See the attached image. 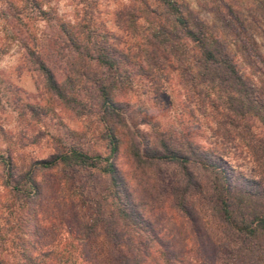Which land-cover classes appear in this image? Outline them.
<instances>
[{
  "label": "trees",
  "instance_id": "trees-1",
  "mask_svg": "<svg viewBox=\"0 0 264 264\" xmlns=\"http://www.w3.org/2000/svg\"><path fill=\"white\" fill-rule=\"evenodd\" d=\"M20 1L23 7H13L12 13L20 26V15L28 6L41 15L47 14L39 0ZM89 23L90 18L84 15L76 25L59 22L58 29L63 36L61 42L71 49L68 54L75 60L77 57L84 60L85 69L80 75L95 85L108 154H89L71 146L25 166L9 153L0 154L1 178L4 188L23 202L21 208L40 197L36 174L41 170L58 166L90 168L107 175L108 186L101 198L92 199L90 222L78 224L75 230L66 229L72 241L60 248L67 254L65 257L59 256L54 246L42 244V234L35 229L20 238L19 263L140 264L141 259L125 256L121 251L125 244L132 247L140 241L142 257H150L152 249H156L160 259L154 264H176L182 255L177 258L171 255L172 251L146 213L148 208L156 210L159 203L171 199L174 208L190 218L194 215L193 208L197 207L206 215L207 220L202 216L206 224H218L216 255L206 264H264V186L261 182L247 179L252 187H260L258 191H251L230 181L227 170L214 153L199 150L198 144L185 133L158 130L153 123V136L137 139L136 132L125 123L124 103L116 98L117 89L125 81H131L135 73L144 74L160 85L161 79L174 73L189 98L196 96L200 107L205 111L210 108L217 117L216 130L227 138L233 135L248 139L257 163L264 169V139L254 142L250 133L255 120L264 127V82L258 84L241 69L225 39L213 32L184 0H128L119 7L114 13V23L133 40L122 50L110 41L109 34L101 35ZM34 45V42L25 43L26 56L41 75L45 87L65 104L78 102L67 96L65 84L57 82L47 59ZM249 47L254 51V46ZM255 54L261 64L258 69L264 73V56ZM92 61L97 69L89 68ZM70 69L73 72V66ZM65 82L72 84L69 80ZM122 144L132 161L134 187L128 184L115 160ZM162 164L177 170L166 178L160 169ZM152 167L156 169L151 171ZM196 170L208 173L209 179L202 182ZM194 196L196 201L189 204ZM63 199L74 204L71 196ZM47 219L52 220L44 217L45 222ZM106 246L117 255L116 259L109 256ZM0 264L8 263L0 257Z\"/></svg>",
  "mask_w": 264,
  "mask_h": 264
},
{
  "label": "rangeland",
  "instance_id": "rangeland-1",
  "mask_svg": "<svg viewBox=\"0 0 264 264\" xmlns=\"http://www.w3.org/2000/svg\"><path fill=\"white\" fill-rule=\"evenodd\" d=\"M39 1L47 14L41 15L28 6L20 15V26L12 13L13 7H23V2L0 0V154L9 153L23 166L71 146L89 154L105 156L108 144L95 85L80 75L85 69L84 60L80 57L75 60L68 54L71 49L61 42L63 36L58 25L59 22L76 25L85 15L90 18L92 29L101 35L109 34L110 41L118 49H126L133 40H129L114 23V13L128 0ZM184 1L213 32L225 39L241 69L258 84L263 83L264 73L258 69L261 64L255 53L264 56V0ZM33 42L35 49L47 59L57 82L65 84L67 96L78 102L65 104L45 87L41 75L26 56L25 43L32 45ZM251 45L254 51L250 49ZM58 50L62 51L58 52L59 55ZM92 63L89 68H96ZM65 80L72 84L68 85ZM161 80L160 85L144 74L135 73L131 81H125L117 89L116 98L125 106V123L136 132L137 139L153 136L154 124L158 130L173 129L180 135L185 133L198 144L199 150L214 153L227 170L230 181L251 191H258L260 187H252L247 179L257 180L264 186V169L257 163L248 139L233 135L227 138L216 130L217 117L210 108L203 110L196 96L189 98L174 73ZM253 123L250 133L254 142L264 139L263 125L257 120ZM124 148L122 144L115 160L128 184L134 187L132 161ZM155 169L152 167L151 171ZM160 169L166 178L177 170L164 164ZM2 171L0 165V257L8 264H20V238L27 237L35 229L42 234V244L54 246L58 255L65 257L67 254L60 248L72 241L66 229L75 230L78 224L90 222V212L94 208L90 209V203L92 199L101 198L109 180L107 175L90 168L58 166L41 170L36 174L40 197L21 208L23 202L4 188ZM196 171L202 182L209 179L208 173ZM64 196L73 197L74 204L63 199ZM194 198L189 199V204H194ZM251 200L252 203L256 201L255 197ZM146 213L172 251L171 255L175 258L182 255L181 260L176 259V264H206L215 257L219 226L217 223V226L210 222L206 224L203 220H207L206 215L197 207L193 208L194 215L190 218L175 209L172 200L167 199L159 203L156 210L148 208ZM44 217L52 220L45 222ZM126 245L121 251L125 256L141 259L140 264H154L160 259L156 249H152L150 257H142L144 252L140 241L132 247ZM106 252L116 259L117 255L111 252L110 246H106Z\"/></svg>",
  "mask_w": 264,
  "mask_h": 264
}]
</instances>
